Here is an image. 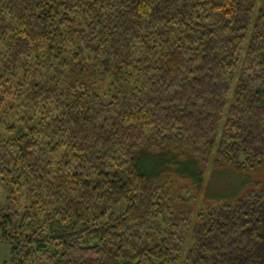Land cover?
Wrapping results in <instances>:
<instances>
[{
  "label": "trees",
  "instance_id": "1",
  "mask_svg": "<svg viewBox=\"0 0 264 264\" xmlns=\"http://www.w3.org/2000/svg\"><path fill=\"white\" fill-rule=\"evenodd\" d=\"M210 167L264 170V0H0L9 264H264Z\"/></svg>",
  "mask_w": 264,
  "mask_h": 264
},
{
  "label": "rangeland",
  "instance_id": "2",
  "mask_svg": "<svg viewBox=\"0 0 264 264\" xmlns=\"http://www.w3.org/2000/svg\"><path fill=\"white\" fill-rule=\"evenodd\" d=\"M235 85L233 86V88ZM245 157L241 156V160ZM264 182V170L259 173H249L238 171L231 167L223 169H214L210 167L204 186L199 192L200 198L206 202L215 203L218 200H227V198H241L249 191L255 189L259 183ZM11 193V186L6 182L0 183V203L6 204ZM30 202L23 194L20 197L19 212L21 217L29 209ZM186 248L185 253L187 252ZM11 258V246L8 243H0V264H9Z\"/></svg>",
  "mask_w": 264,
  "mask_h": 264
}]
</instances>
